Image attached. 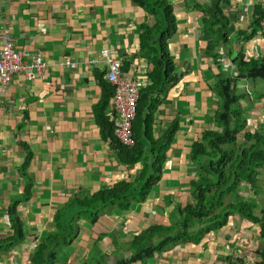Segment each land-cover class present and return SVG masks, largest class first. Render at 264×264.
Listing matches in <instances>:
<instances>
[{"label":"crops","instance_id":"1","mask_svg":"<svg viewBox=\"0 0 264 264\" xmlns=\"http://www.w3.org/2000/svg\"><path fill=\"white\" fill-rule=\"evenodd\" d=\"M166 1L176 19L168 41L175 65L170 78L178 82L168 88L144 137L158 140L174 119L178 131L146 201L133 203L127 212L108 208L92 222L86 206L117 183L131 181L141 165L126 168L102 137L103 117L111 124L115 119L111 87L105 64L91 62L109 51L121 61L123 75L139 84V92L151 87V62L141 46V26L151 17L132 0H0V36L7 30L16 51L40 54L47 66L42 78L14 76L0 105V245L13 235L9 204L32 186L31 197L18 208L24 239L0 250V264H127L136 236L154 226L170 227L178 207L192 204L196 169L190 152L213 127L218 98L211 88L220 74L234 78L233 60L240 53L246 60L264 58V38L251 35L255 8H264V0H228L225 13L233 31L212 54L206 52L212 36L202 25V9L211 0ZM4 45L0 40V51ZM249 83L253 91L258 87L239 81L241 93L249 92ZM155 98L142 105V117ZM254 102L241 106L248 120L262 121L264 99ZM237 220L231 216L227 226L199 242L132 264H256L264 248L259 230L237 228ZM238 234L245 239L238 241ZM252 235L259 241L249 240ZM152 241L157 244V237Z\"/></svg>","mask_w":264,"mask_h":264},{"label":"trees","instance_id":"2","mask_svg":"<svg viewBox=\"0 0 264 264\" xmlns=\"http://www.w3.org/2000/svg\"><path fill=\"white\" fill-rule=\"evenodd\" d=\"M132 2L151 17V22L141 26V46L143 54H146L151 62L149 79L152 86L139 92L136 117L132 125L134 145L127 147L120 144L113 134L114 124L109 123L105 117L103 119L106 124L102 137L108 142L119 161L127 166L126 168H132L137 164L141 167L131 181L117 183L113 188L100 193L99 198H95L86 206L89 207V212L84 210V213H89V221L92 222H97L102 212L108 208L127 212L133 203L140 204L146 201L151 188L160 179L166 153L173 144V138L179 128V121L174 119L163 137L158 140H147L144 137L153 123L154 112L165 102L168 88L178 82L170 78L175 65L168 52V41L176 32L173 9L166 0ZM229 6L228 0H211V4L202 9V25L207 34L212 36L211 42L207 44V54H212L220 41H227L230 32L233 31L229 30L230 19L225 13ZM262 21L264 8L257 7L252 23V36L258 34ZM217 57L218 55L213 56L214 59ZM233 63L237 71L234 78L220 74L211 88L218 98L212 129L204 131L200 139L191 146V161L196 169L194 180L191 182L192 204L178 207V217L170 219V227L154 226L136 236L131 243L132 257L127 264L140 260L145 262L155 254L178 245L199 242L208 233L227 226L231 216H238L256 225L259 238L264 245V209L260 208L256 213L258 210L256 204L247 201L243 195L239 196L237 192L238 189L249 186L255 194L260 193L258 177L264 170V133L261 129L253 133L247 130L250 122L258 124L260 118H256V121L251 118L248 120L241 102L252 106L254 100L264 99V58L246 60L240 53ZM242 80L257 83L258 87L252 92L241 93L237 85ZM107 84L111 87L108 98L112 100L113 88L108 82ZM153 96L157 98L152 100V105L148 104L147 112L142 117V105ZM106 97L105 95L104 99ZM107 103L104 101L103 107ZM30 158L31 154H28L26 162L29 163ZM28 163H25L24 167ZM31 187L28 186L24 194L8 206V220L13 235L1 243L0 250L11 249L24 239L23 223L18 215V208L31 197ZM82 210L78 212L80 217ZM70 228L71 226L68 234ZM153 237H157V244L153 243ZM257 256L260 259L256 264H264V248Z\"/></svg>","mask_w":264,"mask_h":264},{"label":"built area","instance_id":"3","mask_svg":"<svg viewBox=\"0 0 264 264\" xmlns=\"http://www.w3.org/2000/svg\"><path fill=\"white\" fill-rule=\"evenodd\" d=\"M258 36H264V21L260 23ZM0 40L5 45L0 51V105L14 76L23 75L28 80L42 78L47 69L46 63L40 54L28 55L14 49L10 43L8 31L2 30ZM102 62L105 64V79L113 88L111 100L114 114L113 134L123 146L134 145L132 125L136 117V105L139 97L140 86L136 81L128 79L122 73L121 61L116 60L109 51H103L98 60L91 63ZM71 68L75 64L68 63Z\"/></svg>","mask_w":264,"mask_h":264},{"label":"rangeland","instance_id":"4","mask_svg":"<svg viewBox=\"0 0 264 264\" xmlns=\"http://www.w3.org/2000/svg\"><path fill=\"white\" fill-rule=\"evenodd\" d=\"M247 87H248L249 91L252 92V88H251L250 83L247 84ZM238 89L240 90V88H238ZM252 110H253L252 112H254V108H252ZM263 115H264V113H263ZM261 123H260V121L258 124H256L255 122H252V123L250 122V126L248 127L247 130L251 131L253 133L255 130L260 131V129H261L264 133V118L263 117H262ZM258 190L260 191V193L255 194L254 192H252L249 189V186H247V188L242 187V189H240V190L238 189V191H237L239 196L243 195L247 198V201L254 202L256 204V207L258 208V210H256V213H258L260 208L264 209V170L262 171V175L260 177H258ZM86 203L89 204L88 201ZM83 205H85V204H83ZM233 217L238 219L237 221H234V224H233L237 228L238 227L247 228L246 226H248V227L254 226L256 228V231H258L257 226L252 224L251 222L240 219L239 217H236V216H233ZM233 225L230 224V226H233ZM230 226L228 225V227H230ZM235 226H233V227H235ZM238 237H239V234H238ZM244 239H245V236L243 235V236L238 238V241L244 240ZM249 240H251L252 242L255 243V240L259 241V238H258V236L252 235V238H250ZM248 253H250V248L248 249Z\"/></svg>","mask_w":264,"mask_h":264}]
</instances>
